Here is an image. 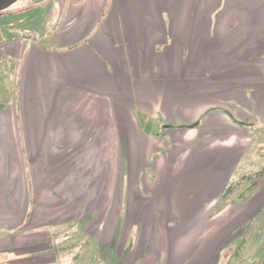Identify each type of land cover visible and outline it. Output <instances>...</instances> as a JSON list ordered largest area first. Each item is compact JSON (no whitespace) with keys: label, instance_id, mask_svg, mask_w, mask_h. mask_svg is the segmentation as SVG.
Masks as SVG:
<instances>
[{"label":"crops","instance_id":"1","mask_svg":"<svg viewBox=\"0 0 264 264\" xmlns=\"http://www.w3.org/2000/svg\"><path fill=\"white\" fill-rule=\"evenodd\" d=\"M143 2L33 0L0 18V264H220L257 240L260 220L235 231L254 216L217 172L264 133L257 110L237 122L222 103L264 110V0H194L175 19L201 36L165 38ZM170 52L191 82L150 80Z\"/></svg>","mask_w":264,"mask_h":264},{"label":"rangeland","instance_id":"2","mask_svg":"<svg viewBox=\"0 0 264 264\" xmlns=\"http://www.w3.org/2000/svg\"><path fill=\"white\" fill-rule=\"evenodd\" d=\"M194 0H144V4L147 6V9H152V15H149V11L147 12V20L151 23V17L153 19L154 17V26L151 27V29L148 30V33L151 31V33L154 35L153 37H200V32L197 33V30L195 27L192 25L184 26L178 24L179 22L175 19L177 12L181 8L186 6L188 3H192ZM33 4V0H19L15 4H13L10 8L8 9H20L22 8L21 6L25 7H30V5ZM19 7V8H17ZM10 10V11H11ZM5 14H1V17H5ZM163 17L165 18V26L162 27L160 26L159 18ZM17 17V16H16ZM19 17V16H18ZM159 17V18H158ZM156 19V20H155ZM10 20H18V18L11 17ZM169 24V25H168ZM165 30V33L163 32ZM147 33V34H148ZM171 44V43H170ZM157 44L155 43V46ZM163 45H166L165 43L162 45H159L156 50L158 51L159 54H162V48L164 47ZM176 46V43L171 44V46ZM170 58H168V68H163L162 69H157L154 67H151V70L149 71V77L151 81L159 79L160 82L162 83H167L170 82L171 85L173 84L174 86H180L181 83L190 81L188 78H186L183 74L180 72L175 71L176 65H180V63H184V61H187L188 59L186 58L187 54L185 52L182 55H180V59L178 60L175 57V52H170ZM182 56V57H181ZM222 57L219 58V63H222L224 58L221 59ZM156 60V59H155ZM157 61V60H156ZM161 59L157 62L160 63ZM224 61H228V59H225ZM127 65L129 66L130 63L127 60ZM175 67V68H174ZM236 72V71H235ZM242 74H237L234 73V76L237 78V80H240ZM233 88H237L234 86ZM252 94V89H250ZM224 91V90H223ZM237 91V89H236ZM240 94V91L237 92ZM254 93V92H253ZM184 97V98H183ZM183 98V99H182ZM119 99H121L119 97ZM222 99L219 101L221 102ZM173 102L177 103L178 111L180 109L185 110L183 112V116L185 114V117H188L189 115L187 114V111L193 114L194 111L198 110V104H194V97L190 96L189 92L184 93L182 97H179L177 99H173ZM224 104H228L229 106L233 107V115H230L232 119H239L237 122H248L249 117L255 118L257 116L255 110L262 116H264V110L260 108V106L257 104H252V102L249 105H243L240 97H238V100L234 101H222ZM221 108V107H220ZM223 108V106H222ZM224 108H226L224 106ZM182 115V114H181ZM252 116V117H251ZM253 119H251L253 121ZM180 122V121H179ZM198 121L191 123L197 124ZM236 122V121H235ZM264 126V123H259L258 127ZM155 129L156 127L159 126H154ZM263 134V135H262ZM255 132L247 140V142L244 145L236 143V145L233 147V150L235 151L236 149L239 152L244 153V158L241 161V163L238 165L236 164V160L234 159V162H232V159L228 160L227 162H221L218 165V177L217 179L221 178V174L225 173L226 176H229L230 179L227 182L226 188L224 195L225 197L227 194L233 196V199L231 198L233 202H240L245 204L246 210L251 214V216H254V218L251 219H246L245 217L239 218L238 223L235 221V231L237 230V226H243V227H248L249 225L251 226L252 224L255 223V221L260 220V224L256 227H258V232L254 235L257 240H254L253 243L250 245H241L240 243L237 244L232 243V245L227 246L226 248H223L222 250V255H221V261L220 264H260V256L264 255V240L259 241V237H264V133ZM232 150V151H233ZM219 153L220 149H219ZM212 159V156H211ZM220 161V160H219ZM226 170L228 171V174H226ZM146 174L148 175H153V171L146 170ZM246 175V176H245ZM214 179V174L212 175V180ZM242 180V184H238V181ZM259 181L258 184H254V182ZM162 184V182H161ZM198 185V184H197ZM192 187L187 188L183 193H190V190H192ZM143 194H146V188L143 186L142 190ZM242 194V198L236 199V194ZM190 196V195H189ZM188 196V197H189ZM198 202H186V201H181L180 204L183 206V211H186L188 213L190 210H198L197 205L200 206V209H202L201 206L202 203ZM199 203V204H198ZM223 209L221 204H217L213 208V212H220ZM189 216V215H187ZM222 222L226 221V219H221ZM232 223V222H230ZM228 222L229 227L232 225ZM76 226H81L79 224H74ZM228 227V228H229ZM91 237V241H92ZM240 247V248H239ZM243 247V248H242ZM86 250L84 251V255L86 254ZM109 259V258H108ZM228 260V262H226Z\"/></svg>","mask_w":264,"mask_h":264},{"label":"water","instance_id":"3","mask_svg":"<svg viewBox=\"0 0 264 264\" xmlns=\"http://www.w3.org/2000/svg\"><path fill=\"white\" fill-rule=\"evenodd\" d=\"M17 1L19 0H0V12L10 8Z\"/></svg>","mask_w":264,"mask_h":264},{"label":"trees","instance_id":"4","mask_svg":"<svg viewBox=\"0 0 264 264\" xmlns=\"http://www.w3.org/2000/svg\"><path fill=\"white\" fill-rule=\"evenodd\" d=\"M10 10H11V9H6V10H4V11L0 12V15H1V14H4V13H7V12H9ZM262 172H264V169H263ZM254 184H256V183H254ZM263 264H264V259H263Z\"/></svg>","mask_w":264,"mask_h":264}]
</instances>
